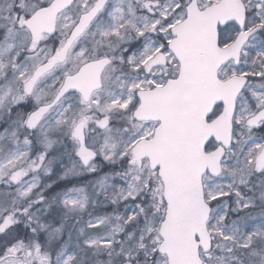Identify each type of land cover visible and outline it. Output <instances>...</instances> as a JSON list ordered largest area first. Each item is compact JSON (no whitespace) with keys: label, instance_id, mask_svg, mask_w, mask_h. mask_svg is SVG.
I'll list each match as a JSON object with an SVG mask.
<instances>
[{"label":"snow or ice","instance_id":"obj_1","mask_svg":"<svg viewBox=\"0 0 264 264\" xmlns=\"http://www.w3.org/2000/svg\"><path fill=\"white\" fill-rule=\"evenodd\" d=\"M0 264H264V0H0Z\"/></svg>","mask_w":264,"mask_h":264}]
</instances>
